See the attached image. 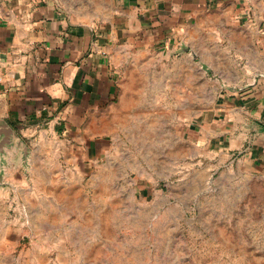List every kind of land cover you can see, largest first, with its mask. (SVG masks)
<instances>
[{
	"label": "rangeland",
	"instance_id": "rangeland-1",
	"mask_svg": "<svg viewBox=\"0 0 264 264\" xmlns=\"http://www.w3.org/2000/svg\"><path fill=\"white\" fill-rule=\"evenodd\" d=\"M57 2L89 23L115 0ZM145 83L115 107L120 134L96 160L47 128L0 123V264H264V168L249 143L226 151L211 117L180 110L184 93Z\"/></svg>",
	"mask_w": 264,
	"mask_h": 264
},
{
	"label": "crops",
	"instance_id": "crops-1",
	"mask_svg": "<svg viewBox=\"0 0 264 264\" xmlns=\"http://www.w3.org/2000/svg\"><path fill=\"white\" fill-rule=\"evenodd\" d=\"M102 15L79 23L57 0H0V123L47 128L96 160L120 134L115 107L148 81L154 96L184 93L180 110L211 117L210 139L249 143L264 168V0H115Z\"/></svg>",
	"mask_w": 264,
	"mask_h": 264
},
{
	"label": "water",
	"instance_id": "water-1",
	"mask_svg": "<svg viewBox=\"0 0 264 264\" xmlns=\"http://www.w3.org/2000/svg\"><path fill=\"white\" fill-rule=\"evenodd\" d=\"M2 123H4V122H2ZM5 124V123H4Z\"/></svg>",
	"mask_w": 264,
	"mask_h": 264
}]
</instances>
